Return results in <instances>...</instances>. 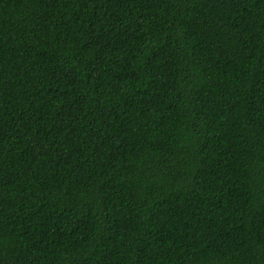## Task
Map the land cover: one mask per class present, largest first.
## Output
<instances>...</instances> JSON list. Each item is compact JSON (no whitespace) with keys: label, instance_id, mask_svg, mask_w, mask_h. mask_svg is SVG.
Wrapping results in <instances>:
<instances>
[{"label":"trees","instance_id":"obj_1","mask_svg":"<svg viewBox=\"0 0 264 264\" xmlns=\"http://www.w3.org/2000/svg\"><path fill=\"white\" fill-rule=\"evenodd\" d=\"M0 264H264V0H0Z\"/></svg>","mask_w":264,"mask_h":264}]
</instances>
